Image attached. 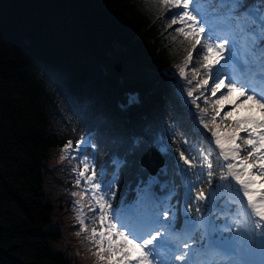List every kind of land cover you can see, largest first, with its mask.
<instances>
[{"label": "trees", "instance_id": "1", "mask_svg": "<svg viewBox=\"0 0 264 264\" xmlns=\"http://www.w3.org/2000/svg\"><path fill=\"white\" fill-rule=\"evenodd\" d=\"M180 11H161L158 0H0V264H99L86 238L90 229L77 235L79 197L72 193L84 188V180L76 184L84 156L113 180L111 191H102L114 215L121 201L134 202L141 214L150 210L141 201L150 178L157 191L173 193L179 215L182 209L200 218L197 236L207 238L210 224L224 222L214 204L236 208L228 200L235 181L220 179L227 162L197 128L200 112L187 96L205 70L192 84L179 75L190 45L177 36L178 24L169 25ZM191 50L188 79L202 55L200 45ZM215 67L208 90L193 94L204 92L196 104L210 116L204 98L214 101ZM220 111L217 123L227 109ZM238 111L221 125L222 134ZM68 141L80 150L61 159ZM151 146L166 158L156 175L141 164ZM201 153H211V178L206 164L200 167ZM199 190L207 199H195ZM90 195L82 201L89 225L99 212L89 211Z\"/></svg>", "mask_w": 264, "mask_h": 264}, {"label": "snow or ice", "instance_id": "2", "mask_svg": "<svg viewBox=\"0 0 264 264\" xmlns=\"http://www.w3.org/2000/svg\"><path fill=\"white\" fill-rule=\"evenodd\" d=\"M196 2L198 3L199 0H196ZM158 3L161 6V11L173 8L182 9V11L175 14V18L171 20L169 25L171 27L178 24L179 27L175 30L177 36L183 37L184 41L190 45V48L185 49L186 56L182 65L178 66L179 75L185 78L188 84H192V81L200 75V70H205L203 78L197 82L196 86L188 89L187 96L191 98L192 104L196 105L201 113L200 123L204 129L211 133V137L219 149L218 158L222 157L227 162V172H222L220 179L235 181V184L239 186L237 192H242L243 198H246V205H244L247 210L246 215L257 218L258 222L255 223V228L264 230V191H252L256 187L255 180L257 177L264 180V0H261L257 15L247 11L250 5L245 3L244 0H218L221 5L230 6L228 7L229 16L246 14L250 17V20L241 27L243 30L252 33L251 44L253 45V50H255V47H259L257 78L262 90L258 92L256 87H251L233 78H227L228 82L225 83V79L220 78L217 74V78L210 89L211 96H217V93L225 88L227 91L223 92L215 101H210L207 97L204 98L205 105L209 103L212 105L210 117L207 107L200 108L196 104V101L204 96V92H201L198 96L193 94L194 92H199L202 87H204L205 91L208 90L206 86L209 84L214 65H218L221 60H225L224 53L228 40L224 39L218 43H213L211 42V35L202 37L207 25L202 24L198 10L191 7L194 0H158ZM197 45L202 48V55L198 61L199 67L192 70V78L188 79L185 69L192 61L193 54L191 49H195ZM244 63L247 64L249 61L245 60ZM234 92H238L240 97L244 99L239 104H236L232 110L225 112L220 122L217 123V116L220 115V110L226 102H229ZM249 101L251 106H255L259 111L260 118L256 119L249 116L242 120H236L232 124L225 125L227 134H222L221 125L224 124V121L231 117L236 109ZM205 117L209 118L205 119ZM240 132L247 133V136L241 137L239 135ZM237 141H240V143H237ZM70 150L79 152L80 149L78 145L73 147L72 141H68L62 149L63 155L61 159L68 158ZM242 150L245 153L244 155H241ZM210 154L201 153L200 157L203 161L200 167H204L206 164L209 169V178L213 175L211 171L213 164L209 159ZM180 158L190 167L196 166L183 153L180 154ZM80 163L83 165V170L78 171L76 184L80 185V181L84 180V188L79 193H72L73 196L79 197L76 201L77 205H79L76 220L80 225V231L77 232V235L86 233L90 229V235L86 238L93 244L95 248L93 255L97 257L99 264H160L154 256V241L158 239L161 233L157 231L155 235H148L147 238H144L137 235L134 230H129L128 226L120 219L119 214L114 215L112 205L106 199V193L102 191L101 182L95 179L96 173L88 157L84 156ZM252 169L257 170L253 172L251 171ZM89 171L92 174L86 176L85 173ZM208 182L210 184L211 179ZM152 183H158L156 178H150L149 185ZM261 187L264 188V184ZM88 192L91 193L88 197L89 211L96 213V209L99 208V212L90 218V225L86 223L89 218L84 214V204L82 203L84 194ZM195 199L197 201L207 199L204 190L197 191ZM196 211H200L199 207H197ZM163 216L164 219H167L168 212L165 211ZM158 222L159 217L157 216L153 223ZM260 235L264 237V231H261ZM184 247L187 248L188 245H184ZM186 255L187 253L176 255L175 260L184 261Z\"/></svg>", "mask_w": 264, "mask_h": 264}, {"label": "rangeland", "instance_id": "3", "mask_svg": "<svg viewBox=\"0 0 264 264\" xmlns=\"http://www.w3.org/2000/svg\"><path fill=\"white\" fill-rule=\"evenodd\" d=\"M202 14V11L199 10V15L201 16ZM220 75V73H218ZM214 77V76H213ZM220 77V76H219ZM223 76H221L220 78H223ZM217 78V77H216ZM214 78V80L216 79ZM227 81H225V83H227ZM227 89H222L221 92H218L217 93V96L213 97L214 101L219 98V96L223 93V92H226ZM244 98L243 97H240L239 93L238 92H234L232 94V96L230 97V100L229 102H226L223 107L224 109H227V111H230V109H233L234 106L236 104H239L241 100H243ZM226 106V107H225ZM251 102H247L245 103L243 106H241L239 108L240 111H238L236 114H234V120H242L246 117H254L256 119H259L260 118V113L259 111L257 110V108L255 106H251ZM221 113V111H220ZM225 112H223L222 114H224ZM200 117H201V113H196L195 117H194V122L195 124L198 126V129L202 132V133H208L209 131L204 129L203 128V125L200 123ZM210 117V115H209ZM209 117H205V119L209 118ZM210 133V132H209ZM240 136H243V137H246L247 136V133H244V132H240L239 133ZM210 137H211V133H210ZM212 138V137H211ZM82 139V138H81ZM80 139V140H81ZM237 143H239L237 141ZM212 146L213 148L219 152V149L216 147L214 141H212ZM93 164V163H92ZM257 169H252L251 171H256ZM94 171L96 173V176H95V179L100 181L101 184H102V190H104L105 192H110L111 191V185H112V182H108L106 179L103 178V175L101 173V170L100 169H95L94 168ZM264 184V180L260 179L259 177L256 178L255 180V185L256 187L252 189V191H257V192H261V191H264V188L261 187V185ZM239 187V186H238ZM235 196L241 200V203H242V206L246 205V198H243V195H242V192L241 193H238L237 190L235 192ZM251 216V215H250ZM236 232V231H235ZM242 232H245L247 233L246 230L242 231ZM244 239H247L246 236H243ZM238 248H240V246L238 245ZM250 251L252 252V250L250 249Z\"/></svg>", "mask_w": 264, "mask_h": 264}, {"label": "water", "instance_id": "4", "mask_svg": "<svg viewBox=\"0 0 264 264\" xmlns=\"http://www.w3.org/2000/svg\"><path fill=\"white\" fill-rule=\"evenodd\" d=\"M164 162H165L164 156H162L160 150H158L154 146L150 147L142 155V159H141V163L144 166H146L152 173H156V171L164 164Z\"/></svg>", "mask_w": 264, "mask_h": 264}]
</instances>
